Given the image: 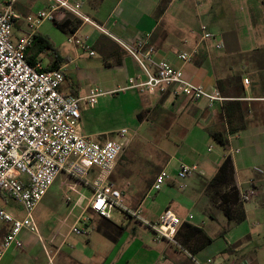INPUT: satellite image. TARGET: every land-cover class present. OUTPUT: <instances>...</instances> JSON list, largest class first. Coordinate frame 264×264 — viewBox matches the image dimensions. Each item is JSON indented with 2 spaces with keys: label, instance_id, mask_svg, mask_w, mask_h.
Returning a JSON list of instances; mask_svg holds the SVG:
<instances>
[{
  "label": "crops",
  "instance_id": "obj_1",
  "mask_svg": "<svg viewBox=\"0 0 264 264\" xmlns=\"http://www.w3.org/2000/svg\"><path fill=\"white\" fill-rule=\"evenodd\" d=\"M72 1H79L82 13L103 30L61 9L54 12V22L63 21L66 29L72 28L73 32L70 34L73 36L81 33L84 36L82 41L88 48L97 46L105 51L111 48L126 54L128 51L121 43L135 48L139 42H145L153 49L150 53L151 59L167 61L171 66L180 68L185 78L201 84L208 92H218L226 98L211 108L205 99L190 101L178 96L173 103L171 101V105L179 107L183 103L186 106L192 105L189 116L197 119L196 123L200 126L194 127L201 136L196 141L200 139L204 141L213 132H228L222 112L223 103L234 99L232 95H235L236 91L242 93V96L236 99L243 101V106L246 107L247 124L244 128L227 134L228 145L226 148L223 147L225 149L223 156H210L200 160L199 164L196 163L197 160L189 161L190 164L197 165L198 171L186 181L185 189L189 191L183 197L162 191L164 187L185 190L180 189L175 180L167 182L150 198L145 197L144 192L142 197H136L135 201L126 204L131 208H139L142 219L148 222H153L165 208H169L184 219V223L200 227L211 238L206 227L209 223L208 218L217 219L221 216L222 220H228L221 207L222 199L228 198L227 195L223 197L224 189L209 184L226 155L229 154L232 159L233 184L239 191L243 190V185H247L249 179H254L258 190L264 188V181L259 185L260 178L264 179L263 173L256 171V168L262 172L264 169V0H208L207 3L201 0ZM4 2L0 4V11ZM41 3L42 0H16L13 7L21 18L15 22L14 28L28 33L29 27L25 17L42 10ZM51 3V0H46L45 5L49 8ZM45 21L47 20L42 21L33 30V33L48 39L53 48L47 49L49 51L46 53L48 56L46 64L42 62V55L46 50L37 56L42 66L50 64L53 60L60 62L61 59L53 54L56 44H53L48 35L39 31ZM201 24L206 25L207 30L214 35L212 38H202L199 29ZM90 29L94 31L92 34H89ZM19 37L21 36H14L13 39L17 40ZM106 42H109L108 47L104 44ZM219 43L221 47H217ZM147 46L141 48L142 53ZM193 50L195 52L190 62L182 63L178 59L180 52ZM126 56H128L126 60L132 59L129 55ZM123 59L118 62L115 70L119 75L117 79L126 82L128 78L142 74L139 70L136 71V68L130 71V64L127 67ZM58 67L63 69L60 63ZM244 78L248 80L247 84L243 83ZM61 90L66 92V85L62 84ZM147 99L150 97L141 100L142 104L136 112L137 119L141 111L150 112L152 108L158 107L157 104L154 106L144 104L148 102ZM189 123L190 120L184 125L188 126ZM182 128L183 133L186 128ZM98 133L100 132L96 134ZM207 149L208 147L206 148L208 152ZM172 159H168L165 166L171 172L179 161H182ZM129 198H125L124 201L130 200ZM89 199L80 209V213L87 207ZM192 208L200 210L203 215L196 216ZM112 214L111 218L107 219L89 211V226L92 231L88 235L75 234L78 237L73 238L71 243H66L64 238L60 242L49 243L48 247L43 244L47 263L50 256L55 264H194L192 257L201 262L212 258L218 264H249L245 261L237 263L226 258L229 241L214 250L211 249L213 241L211 238L212 241L208 245L191 254L177 241L182 239L180 229L176 234L177 239L175 237L176 245L166 239H155L152 230L140 220L128 217L125 213L114 219ZM189 214L193 216L191 221H187ZM69 237L70 235L67 239ZM230 245H234V242ZM219 255L223 258H218Z\"/></svg>",
  "mask_w": 264,
  "mask_h": 264
},
{
  "label": "built area",
  "instance_id": "obj_2",
  "mask_svg": "<svg viewBox=\"0 0 264 264\" xmlns=\"http://www.w3.org/2000/svg\"><path fill=\"white\" fill-rule=\"evenodd\" d=\"M15 1H5L0 11V194L19 202L25 216L22 220L15 219L0 207V220L9 223V229L0 241V249L3 251L12 245L23 247L19 233L23 228L31 232L36 230L31 219L32 212L61 172L81 179L91 190L87 207L71 226L72 233L88 235L92 231L89 211L110 219L112 211L119 209L128 217L147 225L155 239H166L177 245L175 237L184 219L165 208L156 220L148 222L142 219L139 208H131L124 203L120 190L109 182V175L127 142L124 137L126 129H120L119 139L107 138L103 142L95 141L80 130L81 106H93L100 97L115 93L116 89L103 90L94 86L82 96L63 92L61 85L65 75L60 67L44 70L39 62L31 64L26 58L34 28L44 20L54 21L57 10H64L83 22L103 29L82 13L79 1L51 0L47 11L38 10L34 15L25 17L29 32L14 40L12 30L21 18L13 7ZM199 29L203 39L214 36L204 24ZM74 42L82 49L88 48L79 39L74 38ZM121 45L142 67L143 73L128 78L127 85L119 89H137L140 92L155 89L159 94L183 96L190 101L205 99L210 108L226 99L218 92H208L201 84L185 78L180 68L171 66L167 61L151 59L153 49L145 42H139L135 48L124 43ZM143 46H147L144 53L141 52ZM221 46V43L217 44V47ZM194 52H180V61L188 63ZM92 54L89 51V55ZM138 55L148 62V66ZM243 83L247 84L248 80L244 78ZM210 149L208 147L207 150ZM197 171L196 164L183 161H179L173 172L162 168L154 176L145 197H152L170 181L177 180L178 187L185 189L186 181ZM256 171L262 173L259 168ZM90 172H94L91 180L87 178ZM247 185L245 190L240 191L241 201L258 194L254 179H249ZM64 201L68 204L71 198L65 196ZM192 218L189 214L187 221ZM192 260L194 264H218L212 258L202 262L193 257ZM47 264H55L52 257L48 256Z\"/></svg>",
  "mask_w": 264,
  "mask_h": 264
},
{
  "label": "rangeland",
  "instance_id": "obj_3",
  "mask_svg": "<svg viewBox=\"0 0 264 264\" xmlns=\"http://www.w3.org/2000/svg\"><path fill=\"white\" fill-rule=\"evenodd\" d=\"M201 1L208 2V0ZM2 2L4 0H0V4ZM45 2L46 0H42L40 7L47 11ZM36 12L31 14L34 15ZM39 31L48 35L53 44H56L53 54L61 58L59 63L63 66L65 75L63 84L67 88L66 93L82 96L94 86L103 90L116 89L115 93L100 97L93 106H81L80 130L92 136L94 134L95 141L103 142L107 138L119 139L120 129H126L127 133L124 137L127 138V142L109 175V182L120 190L123 199L130 197V200L124 201L125 204L132 203L136 197H142L143 193H146L154 176L165 168L170 158L185 163L197 160L196 163L199 164L200 160L210 156H223L225 149L211 136H207L204 141L201 139L196 141L201 136L194 127L200 126L196 123L197 119L189 116L192 105L186 106L185 103L180 107L171 105L175 97L167 93L159 94L155 89L145 92L137 89H119L127 85V81L117 79L119 75L115 73L117 64L122 58L125 59L127 67L130 64V71L136 68V71L143 73L142 67L131 54L128 52L123 54L111 48L105 51L97 46L82 49L79 44L74 43V38L82 41L84 36L81 33L73 36L68 31H62L54 21L43 22ZM93 32L92 29L89 30V34ZM25 33L21 29L14 28L12 37L22 36ZM71 37H74L73 40H69ZM104 44L109 46V42ZM48 51L46 50L42 55L44 64L48 59L46 54ZM89 51L93 54L89 55ZM175 54L178 55L177 52ZM126 55L133 60H126L128 57ZM138 56L148 66V62ZM146 97H150V101L147 99L148 102L144 104H153V106L157 104L158 107L152 108L150 112L142 111V119H137L136 112L142 104L141 100ZM164 104L167 106L164 107ZM140 120H143L142 123L139 122ZM188 120H190L189 125H184ZM182 127L186 128L183 133ZM97 132L100 133L96 134ZM207 147H211V151L207 152ZM262 173L264 177V169ZM93 176L94 172H90L87 178L91 180ZM260 179L259 185L264 181ZM246 188L247 185L244 184L243 190ZM162 191L183 197L189 189L164 187ZM65 196L71 198L70 203H65ZM43 197L31 215L36 230L31 232L27 228L22 229L18 238L23 247L17 248L12 245L6 250L0 249V264H46L44 245L48 247L49 243L60 242L64 238L66 243H71L73 238L78 237L70 229L76 222L80 209L91 197L90 188L81 179L61 172ZM0 207L11 213L15 219L22 220L25 216L21 204L4 194H0ZM235 207H243L245 210V218L239 222L222 220L221 216L217 219L208 218L209 223L206 227L213 238L211 249L216 250L227 244V241L234 242V245L227 244L229 249L225 256L228 260H235L237 263L245 261L249 264H264V188H259L258 194L247 201L239 200ZM191 210L196 216L202 214L196 208ZM112 213L114 219L123 214L119 209H114ZM8 227L9 223L0 220V240ZM68 235L70 237L67 239ZM218 258L223 257L219 255Z\"/></svg>",
  "mask_w": 264,
  "mask_h": 264
},
{
  "label": "trees",
  "instance_id": "obj_4",
  "mask_svg": "<svg viewBox=\"0 0 264 264\" xmlns=\"http://www.w3.org/2000/svg\"><path fill=\"white\" fill-rule=\"evenodd\" d=\"M56 26L62 31L73 32L72 28L66 29L65 23L56 22ZM53 50L51 43L44 36H41L37 33L32 35V41L29 47L26 50V58L31 64H35L39 60L37 56L43 53L45 50ZM59 62L53 60L50 64L46 66H42L44 70L53 69L58 67ZM232 95L234 99L227 100L223 103L222 112L224 115V119L227 125V131H217L211 133V137L220 143L224 148L228 145V137L227 134H232L239 129H242L247 124L246 107L243 106V101L236 99L242 96V93L238 90ZM143 112L138 113V117L142 118ZM234 171H233V163L230 155H226L222 161L220 162L215 175L210 180L209 184L211 186H215L218 189H224L223 197L227 195V199H222L221 207L222 210L228 220H232L235 222H239L245 218V212L243 208H236L239 197V190L233 184L234 182ZM227 189V191H226ZM241 201V200H240ZM182 233V239L178 241L180 246L186 250H188L191 254H194L197 250L208 245L212 239L207 236L204 231L195 225L189 223H182L179 228ZM179 232V230H178ZM178 234V233H177Z\"/></svg>",
  "mask_w": 264,
  "mask_h": 264
}]
</instances>
